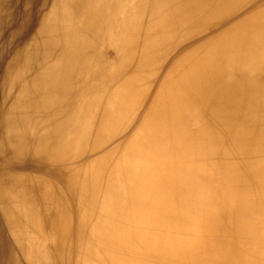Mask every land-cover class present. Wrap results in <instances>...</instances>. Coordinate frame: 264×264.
<instances>
[{
	"label": "bare ground",
	"instance_id": "6f19581e",
	"mask_svg": "<svg viewBox=\"0 0 264 264\" xmlns=\"http://www.w3.org/2000/svg\"><path fill=\"white\" fill-rule=\"evenodd\" d=\"M35 3L0 48V264H264V0Z\"/></svg>",
	"mask_w": 264,
	"mask_h": 264
},
{
	"label": "rangeland",
	"instance_id": "374dc122",
	"mask_svg": "<svg viewBox=\"0 0 264 264\" xmlns=\"http://www.w3.org/2000/svg\"><path fill=\"white\" fill-rule=\"evenodd\" d=\"M36 0H0L4 2L5 8L3 9L2 27L0 29V48L7 51V44L10 40V32L20 23L26 12L35 9ZM0 82L3 81L0 78ZM9 105L4 100L0 103V145L4 143L3 137L6 133V126L8 121Z\"/></svg>",
	"mask_w": 264,
	"mask_h": 264
}]
</instances>
